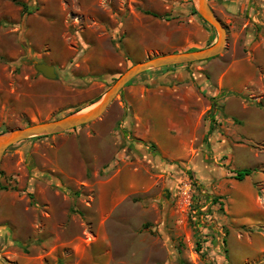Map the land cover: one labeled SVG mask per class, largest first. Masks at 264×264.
Returning a JSON list of instances; mask_svg holds the SVG:
<instances>
[{"label": "rangeland", "instance_id": "rangeland-1", "mask_svg": "<svg viewBox=\"0 0 264 264\" xmlns=\"http://www.w3.org/2000/svg\"><path fill=\"white\" fill-rule=\"evenodd\" d=\"M229 1L238 7L208 0L226 29L225 50L203 61L215 76L202 62L161 68L176 71L177 99H133L150 127L129 119L136 78L97 120L5 152L7 264H264V58L248 54L264 40V0ZM196 3L0 0V134L91 108L139 61L213 44ZM43 61L58 66L54 84L35 68ZM243 168L253 173L238 181Z\"/></svg>", "mask_w": 264, "mask_h": 264}, {"label": "water", "instance_id": "water-1", "mask_svg": "<svg viewBox=\"0 0 264 264\" xmlns=\"http://www.w3.org/2000/svg\"><path fill=\"white\" fill-rule=\"evenodd\" d=\"M196 2L199 15L217 31L216 42L194 51L165 53L139 61L123 72L103 97L94 103L90 109L71 112L53 120L32 123L0 134V164L5 152L19 142L35 137L58 135L97 120L106 112L125 85L143 72L167 66L199 62L219 56L225 50L226 29L209 5L208 0H196ZM35 68L46 78H57V72L53 65L41 62L36 63ZM0 264L7 263L0 257Z\"/></svg>", "mask_w": 264, "mask_h": 264}, {"label": "crops", "instance_id": "crops-1", "mask_svg": "<svg viewBox=\"0 0 264 264\" xmlns=\"http://www.w3.org/2000/svg\"><path fill=\"white\" fill-rule=\"evenodd\" d=\"M233 1V0H232ZM226 7L228 6V7H238V5L236 4V3H234V2H231V1H229V0H225V2L223 3ZM256 19V18H255ZM248 24H251V22H249V23H246V25L245 26H247ZM13 29H15V28H13ZM18 29V28H17ZM16 29V30H17ZM248 33H247V35L246 36H244V34H243V36H242V38L244 39V41L245 42H249V41H252V38L254 39V38H256V35H255V31H254V29H252V30H250V31H247ZM49 42H50V40H49ZM216 42V41H215ZM262 42H264V40H262ZM262 42H260L258 45H257V48H252L251 50H249L248 51V54L250 55L251 54V56H249V58L252 60V55H260L259 57L262 59V58H264V50H263V47L264 46H262L261 44H263ZM1 45V44H0ZM197 50V49H196ZM256 52V53H255ZM100 54H102V52H100ZM103 55V54H102ZM220 56V55H219ZM219 56H217V57H219ZM100 58H101V56H100ZM99 57H97V56H94V54H90L89 56H88V59H89V61L90 62H93V63H95V64H97L96 66H95V69L97 70V68L99 69V66H98V63H100L101 61L100 60H103L102 58L100 59ZM214 58H216V57H214ZM212 59V58H211ZM207 60H209V59H207ZM203 61H206V60H203ZM203 61H199V62H202L204 65H203V67L204 68H209V70L212 72V74L214 75V72H213V70H215L216 68L214 67H212V65H214V64H208V65H206V63L205 62H203ZM41 63V62H40ZM42 63H47V64H50V65H53L54 67H55V69H56V66L57 65H55V64H51L50 62H48V61H43ZM195 63V62H194ZM193 64V63H192ZM182 65H185V64H182ZM58 67V66H57ZM163 68H172V67H163ZM162 68V69H163ZM234 69V66H232L231 67V69L230 70H233ZM158 70H161V68H158V69H152V70H148V71H146V72H143V73H141V74H139L138 76H136V77H134L133 79H132V81L134 80V79H136V78H141V79H139V81H133V82H135V84L134 85H131V87L129 86V87H127V88H130L129 90H130V94H129V98H127V103L132 107V112H131V114H130V116H129V119L130 120H132L133 122L134 121H140V122H145V120H144V117L142 116V113H141V111L140 110H137V109H134L133 110V106H132V101H133V99L134 98H136V97H138V96H140V97H142L141 99L142 100H144L145 102H146V100L145 99H147V98H149L150 97V95H157V96H162V95H170V96H175V99H177V95H178V91H179V89H178V87L176 86V84H174L176 81V78H177V75L175 74L176 73V71L174 72V69L173 70H167V71H164V72H158ZM216 70H218V69H216ZM230 70H229V72L228 73H225L222 77V79H221V87L222 86H226V87H228V88H230L229 87V85H228V83H227V77H228V75L230 74ZM155 71V72H154ZM219 71V70H218ZM57 72V71H56ZM61 72V71H60ZM142 76V77H141ZM215 76V75H214ZM219 76H220V74H219ZM87 77H90V76H87ZM60 78H61V76H60ZM81 78H83L82 77V75H76V74H73L72 75V78H70V79H73V80H75V81H77V80H79V79H81ZM43 79L45 80V81H48L49 80V82L51 83V84H54V82H55V79H46V77H43ZM217 80H218V78H216ZM226 79V80H225ZM59 79H58V76H57V78H56V81H58ZM224 80H225V82H224ZM66 81H68L67 79H65V82ZM84 82H89L88 80H86V81H84ZM157 83V88L155 89H152V88H149L148 86L150 85V84H156ZM203 83H204V81H203ZM83 84V83H82ZM84 84H86V83H84ZM162 84H168L167 86H163ZM205 84L206 83H204V85H201V92H203L204 94H197L196 95V99H197V103L200 101V99L202 98V95H206L207 96V94H208V92H207V90L206 89H208V88H206L205 87ZM171 85V86H170ZM66 88H68V90H78L77 88H75V87H73V88H71V87H66ZM229 91H231L232 89H228ZM212 96H214V95H212ZM227 99V98H226ZM225 99V100H226ZM224 100V101H225ZM149 102L148 103H150V105H148L149 107H157L158 105H151V102H150V100H148ZM224 101H223V103H224ZM255 102L257 103V104H259L262 108H264V106H263V102H261L260 100H258V101H256L255 100ZM210 104H206L205 102H203V104L204 105H206L207 106V108L208 109H213V108H217V103L216 102H214L213 100H211L210 102H209ZM224 105V104H223ZM178 107V106H177ZM224 107H225V105H224ZM83 109V108H82ZM82 109H80V110H82ZM178 109H179V107H178ZM178 109H176V110H178ZM179 121H181V118H180V120ZM178 121V122H179ZM149 122L150 121H148V123L147 122H145V123H147L148 125H149V127L151 126L150 124H149ZM180 124L181 123H172L171 125H174V126H180ZM151 129V128H150ZM150 129H149V131H148V135L150 136ZM138 138L137 139H141L142 137H140V136H137ZM239 138H240V136H239ZM143 139V138H142Z\"/></svg>", "mask_w": 264, "mask_h": 264}, {"label": "trees", "instance_id": "trees-1", "mask_svg": "<svg viewBox=\"0 0 264 264\" xmlns=\"http://www.w3.org/2000/svg\"><path fill=\"white\" fill-rule=\"evenodd\" d=\"M203 19V18H202ZM205 21V20H204ZM206 22V21H205ZM207 23V22H206ZM196 49H191L189 51H194ZM192 63H188L186 65H190ZM176 66H179V65H173V66H167V67H176ZM98 100L94 101L92 104L96 103ZM77 111H80V109H77L73 112H77ZM71 113V112H70ZM53 120V119H51ZM212 130V127L210 128V131ZM3 133V132H2ZM42 137H47V136H42ZM42 137H35V138H42ZM191 173V172H190ZM253 173V170L251 168H243V169H240V170H237L235 171V176L234 178L238 181H243L247 176H250L251 174ZM213 202H217V198H214L213 199Z\"/></svg>", "mask_w": 264, "mask_h": 264}, {"label": "bare ground", "instance_id": "bare-ground-1", "mask_svg": "<svg viewBox=\"0 0 264 264\" xmlns=\"http://www.w3.org/2000/svg\"><path fill=\"white\" fill-rule=\"evenodd\" d=\"M92 107V106H91ZM88 109H90V108H88Z\"/></svg>", "mask_w": 264, "mask_h": 264}]
</instances>
